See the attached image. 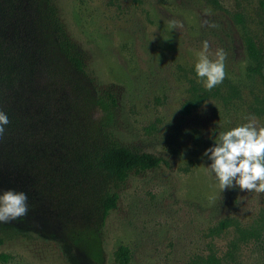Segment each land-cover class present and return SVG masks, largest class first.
<instances>
[{"label":"rangeland","instance_id":"rangeland-1","mask_svg":"<svg viewBox=\"0 0 264 264\" xmlns=\"http://www.w3.org/2000/svg\"><path fill=\"white\" fill-rule=\"evenodd\" d=\"M58 4L87 57L82 129L94 137L114 134L121 145L163 162L128 178L101 231L70 230L69 216L0 170V192L23 191L29 206L25 216L0 223V264H121L120 248L127 249L128 264H188L210 254L223 264H264V233L243 239L237 231L264 217V192L221 193L200 157L211 143L209 130L249 118L264 126V80L249 71L245 41L252 36L264 58V0ZM204 40L212 52L220 47L227 54L224 80L211 90L193 71ZM224 220L232 225L210 232Z\"/></svg>","mask_w":264,"mask_h":264},{"label":"trees","instance_id":"trees-1","mask_svg":"<svg viewBox=\"0 0 264 264\" xmlns=\"http://www.w3.org/2000/svg\"><path fill=\"white\" fill-rule=\"evenodd\" d=\"M59 8L58 0H0V110L9 117L0 136V170L69 216L70 230L101 231L118 208L121 186L132 175L158 169L163 159L121 145L114 134L94 137L82 129L78 117L89 96L87 57ZM245 41L249 71L264 80L260 47L250 35ZM230 223L224 220L210 232L220 234ZM237 231L243 239H260L264 217ZM226 256L232 258V250ZM117 259L128 264L126 248L119 249ZM188 264L223 262L210 254Z\"/></svg>","mask_w":264,"mask_h":264},{"label":"clouds","instance_id":"clouds-1","mask_svg":"<svg viewBox=\"0 0 264 264\" xmlns=\"http://www.w3.org/2000/svg\"><path fill=\"white\" fill-rule=\"evenodd\" d=\"M180 28L177 21L170 22ZM226 52L223 48L210 50L207 40L196 53L193 71L203 87L211 90L222 83L225 77ZM207 103H205L206 105ZM9 124L7 113L0 110V136ZM210 145L200 157L206 161L205 171L214 177L215 185L221 193L227 189L264 192V126H258L251 118L245 123L219 131L209 130ZM28 196L23 191L8 189L0 192V223L23 217L28 212Z\"/></svg>","mask_w":264,"mask_h":264}]
</instances>
